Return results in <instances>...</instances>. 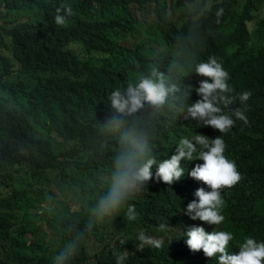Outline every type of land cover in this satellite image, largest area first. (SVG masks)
I'll return each instance as SVG.
<instances>
[{"label": "trees", "instance_id": "1", "mask_svg": "<svg viewBox=\"0 0 264 264\" xmlns=\"http://www.w3.org/2000/svg\"><path fill=\"white\" fill-rule=\"evenodd\" d=\"M4 3L0 43L13 57L0 52V264H117L119 255L123 264H219V254L209 258L188 248L185 233L192 226L231 232L230 254L246 237L264 242V0ZM62 6L73 10L66 26L55 23ZM10 9L16 12L8 19ZM210 57L240 93H252L246 104L237 99L230 106L241 108L248 124L233 117L228 133L178 111L201 99L195 90L187 98L183 91L206 79L195 74V65ZM154 73L180 88L175 98L159 108L145 103L131 115L111 107L116 88ZM196 134L222 136L226 157L242 175L221 190L222 224L186 214L197 189L211 190L190 176L202 160H182L185 175L171 187L157 181L154 166L147 188L129 201L136 221L123 211L100 215L117 157L147 140L159 163L182 137ZM161 224L168 228L161 231ZM141 231L162 246L138 250Z\"/></svg>", "mask_w": 264, "mask_h": 264}, {"label": "clouds", "instance_id": "2", "mask_svg": "<svg viewBox=\"0 0 264 264\" xmlns=\"http://www.w3.org/2000/svg\"><path fill=\"white\" fill-rule=\"evenodd\" d=\"M7 1L11 2L12 0H4L5 5H7ZM62 10L66 11V15L60 14ZM56 11L55 23L66 26L67 16L73 14L72 7L67 6L65 9L62 6ZM15 12V10H11L8 19ZM222 13L223 9H220L217 16L219 17ZM25 19V17L21 18V20ZM0 52L7 58L13 57L10 51L4 53L0 50ZM195 74L206 79L200 80L199 86L195 89L192 85H188L183 91L185 98L192 90H195L201 97L192 104L180 105L178 111L181 113L186 111L184 119H195L199 121V125L210 126L222 134L228 133L234 126L233 117L248 124L245 112L239 107L231 108L230 106L237 99L241 104H246L252 93L251 91L240 93L241 91L237 90L233 84L234 79L215 57H210L207 62L197 63ZM180 91V88L175 84L168 85L166 83L163 73L158 76L154 73L153 77H145L135 86L129 84L126 90L116 88L110 96L111 107L118 113L131 115L141 109L145 103L159 108L168 103L169 97L175 98V94ZM225 151L226 143L222 136L211 139L206 135L196 134L191 138L182 137L175 148V153L171 154L170 158L157 163V158L149 155L147 140H144L137 151L117 157L110 189L99 200L98 211L102 216L119 214L123 211L127 221H136L139 214L135 204H131L129 201L134 195L147 188L153 179L152 169L154 166H156L157 181L162 180L171 187L185 175V169L181 164L182 160H202L203 164H197L191 170L190 176L201 181L211 190L206 191L203 187L197 189L195 196L198 199L187 204L186 214L192 220L218 226L225 221V216L222 214L225 201L221 190L235 186L242 179L236 162L228 159ZM44 228L48 229L47 226ZM167 228L168 225H159L161 231ZM185 235L187 236L186 244L191 251L202 250L209 258L217 257L219 254V264H264V242L258 243L254 238L246 237L239 245V252L230 254L229 243L234 240L231 232L216 230L208 232L202 226H192ZM138 239L140 244L137 248L140 251L144 250L145 245L160 248L163 244L161 239L146 235L143 231L139 233ZM124 259L125 255H119L117 264H123Z\"/></svg>", "mask_w": 264, "mask_h": 264}, {"label": "rangeland", "instance_id": "3", "mask_svg": "<svg viewBox=\"0 0 264 264\" xmlns=\"http://www.w3.org/2000/svg\"><path fill=\"white\" fill-rule=\"evenodd\" d=\"M5 4V3H4ZM0 48L4 51V53H9V51H8V48L6 47V45H4V44H0ZM0 93H2V91H1V88H0ZM65 202H67V203H71V201L68 199V198H65ZM77 206V205H76ZM76 206H74L73 208H75ZM43 212V209H41L40 211H39V213H42ZM46 223H47V221H45Z\"/></svg>", "mask_w": 264, "mask_h": 264}]
</instances>
